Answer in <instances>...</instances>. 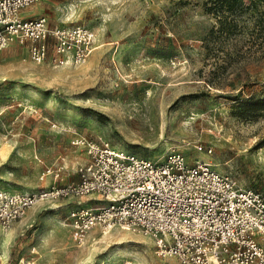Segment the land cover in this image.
<instances>
[{
    "label": "rangeland",
    "instance_id": "374dc122",
    "mask_svg": "<svg viewBox=\"0 0 264 264\" xmlns=\"http://www.w3.org/2000/svg\"><path fill=\"white\" fill-rule=\"evenodd\" d=\"M236 1L223 15L210 10L217 0H44L24 10L83 25L95 43L83 65L38 64L18 44L0 52V189L48 186L40 174L60 156L75 180L86 156L72 141L82 136L156 163L179 153L264 192V115L243 107L264 98V6ZM95 204L45 201L0 227V264H179L122 228L77 243L66 214Z\"/></svg>",
    "mask_w": 264,
    "mask_h": 264
},
{
    "label": "built area",
    "instance_id": "2783aa9c",
    "mask_svg": "<svg viewBox=\"0 0 264 264\" xmlns=\"http://www.w3.org/2000/svg\"><path fill=\"white\" fill-rule=\"evenodd\" d=\"M42 1L0 0V52L18 44L38 64L50 57L58 66L83 65L94 32L83 25L51 26L46 17L23 18ZM72 145L86 156L77 180L67 177V158L60 156L40 174L49 186L0 189L1 228L10 229L38 203L88 199L96 204L72 208L65 217L77 243L96 228H122L152 238L160 256L179 264H264V192L242 188L210 163H189L175 152L156 163L102 139L78 136Z\"/></svg>",
    "mask_w": 264,
    "mask_h": 264
},
{
    "label": "trees",
    "instance_id": "16d2710c",
    "mask_svg": "<svg viewBox=\"0 0 264 264\" xmlns=\"http://www.w3.org/2000/svg\"><path fill=\"white\" fill-rule=\"evenodd\" d=\"M264 6V0H258ZM252 1V3H254ZM238 9L236 0H217V2L211 7L218 15H223L226 12H235ZM243 107L246 112L252 116L260 117L264 115V98H251L243 103Z\"/></svg>",
    "mask_w": 264,
    "mask_h": 264
},
{
    "label": "crops",
    "instance_id": "0c3cea01",
    "mask_svg": "<svg viewBox=\"0 0 264 264\" xmlns=\"http://www.w3.org/2000/svg\"><path fill=\"white\" fill-rule=\"evenodd\" d=\"M34 7H36V6H34ZM37 17H38V16H37ZM37 17H35V18H37ZM50 25H51V24H50ZM51 26H53V25H51ZM85 160H86V158L84 159L83 163L85 162ZM68 173H69V172H68ZM70 174H71V171H70ZM72 174H74V173H72ZM68 176H69V175H68ZM77 178H78L77 175H74L73 179L77 180ZM48 182H49V185H50L51 181L49 180ZM49 185H48V186H49ZM46 187H47V186H46ZM86 202H88V199L86 200Z\"/></svg>",
    "mask_w": 264,
    "mask_h": 264
}]
</instances>
